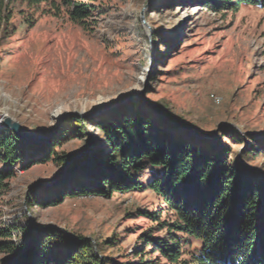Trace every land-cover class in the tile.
Segmentation results:
<instances>
[{
  "label": "rangeland",
  "instance_id": "374dc122",
  "mask_svg": "<svg viewBox=\"0 0 264 264\" xmlns=\"http://www.w3.org/2000/svg\"><path fill=\"white\" fill-rule=\"evenodd\" d=\"M206 1L90 0L84 25L43 5L29 27L33 8L13 0L10 24L0 22V114L38 134L23 142L40 150L9 166L0 187V226L13 228L16 245L0 264H20L21 247L34 253V234L50 231L88 239L101 264H169L143 240L165 237L160 223L174 219L145 187L159 168L135 174L138 190L61 198L81 177L76 163L108 149L98 123L122 112L142 110L264 176V7L227 0L215 10ZM67 155L78 159L62 161ZM50 196L62 200L39 204ZM179 236L189 259L200 242Z\"/></svg>",
  "mask_w": 264,
  "mask_h": 264
},
{
  "label": "trees",
  "instance_id": "16d2710c",
  "mask_svg": "<svg viewBox=\"0 0 264 264\" xmlns=\"http://www.w3.org/2000/svg\"><path fill=\"white\" fill-rule=\"evenodd\" d=\"M20 1L33 8V13L23 19L29 27L34 24V14L43 12V5L49 6L55 15L65 8L71 21L83 25L94 10L90 0ZM234 1V7L242 3L264 7V0ZM12 2L0 0V22L6 25L13 15ZM228 3L225 0L223 6L216 7L213 0L206 1L215 10ZM98 128L107 151L88 153L76 163L81 177L74 179L61 198L138 190L143 184L135 174L145 165L159 168L161 173L145 187L161 196L174 219L160 223V228L166 229L165 237H143L147 245L153 246L169 264H264V176L239 163H229L220 147L187 139L165 121L161 126L155 125L139 109L104 119ZM30 146L9 129L0 130V157L7 166L0 169V187L3 180L14 174L9 166L20 163L26 153L33 155L40 150L35 147L28 152ZM77 159L71 155L61 157L71 164ZM35 162L38 161L31 159L28 163ZM59 200L62 199L44 197L39 204L51 206ZM151 216L158 220L157 215ZM12 230L10 226H0V252L15 251ZM179 234L200 242L189 259L181 257ZM34 236L36 251L21 247L24 255L21 252L18 258H23L20 264H101L90 241L82 236L68 237L59 231Z\"/></svg>",
  "mask_w": 264,
  "mask_h": 264
},
{
  "label": "water",
  "instance_id": "95a60500",
  "mask_svg": "<svg viewBox=\"0 0 264 264\" xmlns=\"http://www.w3.org/2000/svg\"><path fill=\"white\" fill-rule=\"evenodd\" d=\"M73 114L79 118H82V116H87V115H83L82 113H79V112H74ZM12 123H13V125L11 127H8V128L10 130H12L16 134V136H18L22 141H25V142L29 141L30 142V141H32L38 137V134H36L35 132L27 130L19 122L12 120Z\"/></svg>",
  "mask_w": 264,
  "mask_h": 264
},
{
  "label": "bare ground",
  "instance_id": "6f19581e",
  "mask_svg": "<svg viewBox=\"0 0 264 264\" xmlns=\"http://www.w3.org/2000/svg\"><path fill=\"white\" fill-rule=\"evenodd\" d=\"M4 114V113H3ZM0 114V123L4 124L7 127H11L13 125L11 118H6L5 115Z\"/></svg>",
  "mask_w": 264,
  "mask_h": 264
}]
</instances>
